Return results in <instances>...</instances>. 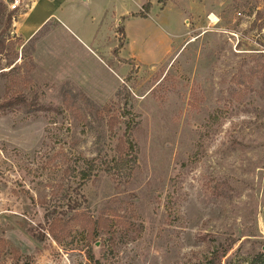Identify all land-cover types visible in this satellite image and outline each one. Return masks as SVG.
<instances>
[{
    "label": "rangeland",
    "instance_id": "374dc122",
    "mask_svg": "<svg viewBox=\"0 0 264 264\" xmlns=\"http://www.w3.org/2000/svg\"><path fill=\"white\" fill-rule=\"evenodd\" d=\"M13 2L0 264H264V0ZM128 136L131 177L78 187L80 160L122 155Z\"/></svg>",
    "mask_w": 264,
    "mask_h": 264
},
{
    "label": "trees",
    "instance_id": "16d2710c",
    "mask_svg": "<svg viewBox=\"0 0 264 264\" xmlns=\"http://www.w3.org/2000/svg\"><path fill=\"white\" fill-rule=\"evenodd\" d=\"M168 0H159L160 3H165ZM150 0H147V3L143 6V8L146 11V14L150 12ZM6 8L0 4V18H2L5 15ZM145 18V16H141ZM8 25H10V18L8 19ZM123 30H120L122 32ZM121 40H119L120 42ZM0 51L3 50V41H1L0 38ZM1 53V52H0ZM6 72H0V76H5ZM7 92H12L9 88L6 89L4 95L7 94ZM10 99L11 96L8 98H5V100H8L7 104H0V109L10 106ZM19 99V98H15ZM126 144V152L122 155L116 156L114 155L111 159L106 160L104 163L99 162L97 163L96 160H85L81 159L79 165L77 166L76 170V178L78 179L77 185L78 187H83L86 183L91 181L96 175L99 173H107L114 177H125L129 178L132 175L133 167L136 164V146L132 142L131 138L128 136L125 139ZM74 171V170H73ZM90 259L94 261L93 258V252L90 250ZM97 264L98 262L95 261Z\"/></svg>",
    "mask_w": 264,
    "mask_h": 264
},
{
    "label": "crops",
    "instance_id": "0c3cea01",
    "mask_svg": "<svg viewBox=\"0 0 264 264\" xmlns=\"http://www.w3.org/2000/svg\"><path fill=\"white\" fill-rule=\"evenodd\" d=\"M50 1H53V0H50ZM57 1V0H56ZM62 0H59V4ZM64 1V0H63ZM83 2H88V0H82ZM140 7V5H138ZM28 14L26 16L22 15V19H23V16L25 18V23L27 20H30L31 17L34 15L35 13V3L32 1V4L30 6V8L28 9ZM133 13V12H132ZM129 14H124V15H121L120 18H124L126 16H128ZM119 18V16H118ZM118 18H116L118 20ZM55 18H53V14H52V11H47V12H39L38 13V20L36 21L34 27H32L29 31H27L26 35L24 38H22L24 41H28V40H31L37 33H39L50 21L54 20ZM60 22L59 18L56 19ZM123 20H126L125 18ZM61 23V22H60ZM122 22H118V24H121ZM117 24V25H118ZM117 25L114 26V28L118 27ZM21 28L19 27V25H17V32L18 34L20 33V30ZM123 31L125 32L124 28H123ZM126 33V32H125ZM20 35V34H19ZM96 36V35H94ZM97 37V36H96ZM92 35H91V39H92Z\"/></svg>",
    "mask_w": 264,
    "mask_h": 264
},
{
    "label": "built area",
    "instance_id": "2783aa9c",
    "mask_svg": "<svg viewBox=\"0 0 264 264\" xmlns=\"http://www.w3.org/2000/svg\"><path fill=\"white\" fill-rule=\"evenodd\" d=\"M19 5V0H14V2L11 4V9H16Z\"/></svg>",
    "mask_w": 264,
    "mask_h": 264
}]
</instances>
